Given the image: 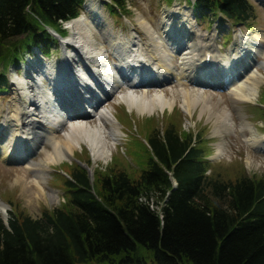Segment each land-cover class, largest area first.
Returning a JSON list of instances; mask_svg holds the SVG:
<instances>
[{"label": "trees", "instance_id": "16d2710c", "mask_svg": "<svg viewBox=\"0 0 264 264\" xmlns=\"http://www.w3.org/2000/svg\"><path fill=\"white\" fill-rule=\"evenodd\" d=\"M84 2L0 0V69L18 61L21 49L51 56L60 41L50 29L66 35L63 23ZM126 3L108 5L124 14ZM193 5L198 18L234 26H248L256 15L250 0ZM6 79L1 72L0 84ZM149 134L138 178L101 172L96 190L76 164L61 206L36 219L10 210L9 225L0 216V264H264V177L208 174L211 164L193 133L167 125Z\"/></svg>", "mask_w": 264, "mask_h": 264}, {"label": "bare ground", "instance_id": "6f19581e", "mask_svg": "<svg viewBox=\"0 0 264 264\" xmlns=\"http://www.w3.org/2000/svg\"><path fill=\"white\" fill-rule=\"evenodd\" d=\"M82 9L76 18L66 22L71 35L62 42V59L30 67L31 71H42L50 85L44 86L29 70L23 79L11 81L12 99L7 109L0 102V158L28 159L23 166L15 167V181L30 203H40L45 198L47 174L52 166L71 159L83 144L95 162H107L112 155L109 140H116L120 128L113 122V109L101 105L99 92L109 98L124 90L126 84L127 91L118 96L116 104H124L128 112L141 116L167 109L173 113L180 96L187 113L192 114L198 105L200 115L209 112V118L214 117L215 134L221 135L236 127L231 108L221 106L223 97L214 100L202 90L183 85L187 86L188 81L200 85L211 77L213 83L226 87L230 100L240 108L239 102L257 100L264 83V73L258 68L264 67V45L254 39L256 34L237 35L223 52L216 31L204 33L192 7L166 9L161 20L164 38L144 15L138 21L143 32L137 30L123 37L114 31L101 0H86ZM96 29L114 50L113 59L104 43L97 40ZM68 46L71 51H67ZM176 52L180 54V69L172 60ZM207 55H211L209 62ZM259 56L263 60L252 66L253 58ZM82 68L88 78H94L95 89L80 75ZM169 81L179 85L171 96L162 88ZM86 106L90 110H85ZM240 127L251 131L246 139L250 146L264 150V135H258L245 119ZM31 154L38 158L30 159ZM50 197L56 199L57 194ZM6 209L0 201V213Z\"/></svg>", "mask_w": 264, "mask_h": 264}, {"label": "rangeland", "instance_id": "374dc122", "mask_svg": "<svg viewBox=\"0 0 264 264\" xmlns=\"http://www.w3.org/2000/svg\"><path fill=\"white\" fill-rule=\"evenodd\" d=\"M250 1L255 7L256 15L249 21L248 27L250 30H245L242 27L244 31L240 34L244 36L245 34L247 36L256 34L253 35L254 39L264 45V0ZM101 2L105 7L106 17L112 24L114 31L123 37L134 35V32L137 30L143 32L138 21L139 16L144 15L164 38L161 30V20L166 9L172 6H179L181 10L193 7L192 0H175L173 4H169L164 0H127V11L124 14H111L112 11L109 8L108 2L103 0ZM193 11L196 16L194 7ZM195 20L204 33L209 34L216 31V39L221 51L224 52L227 47L234 43L238 28L233 24L227 21L224 23L217 22L213 17L207 16L204 18L196 17ZM64 26L65 23L63 24V28ZM94 33L97 40L104 43L107 53L111 55L114 50L109 46L106 38L102 37L97 29L94 30ZM65 34L66 36L61 39V42L70 37V29H66ZM57 36L59 35L57 34ZM143 36L144 40L147 41V35L143 34ZM18 41H20V38L17 39ZM64 49L62 43H60L52 50L50 57L42 56L36 48L33 49L34 52H31V54L21 49V54L17 57L18 61L8 64L5 70L7 79L4 83L0 84V89L6 90L0 92V102H2L4 108L7 109L12 99L11 81L14 78L23 79L25 75H29L32 65L44 66L53 60L60 61L65 51ZM66 49L67 51H71L72 47L68 46ZM172 57L173 64L180 69V54L176 52ZM111 59H113V56ZM262 60L260 56L258 58L254 57L252 66L256 67L258 65L256 61ZM258 68L264 73V67L258 66ZM3 71V69H0V73ZM31 73L32 76L39 78L42 84L47 87V80H44L46 78L43 75H39L34 71H31ZM94 82V80H91L90 85L93 86ZM188 83L187 86H183L190 89L202 90L212 95L214 100H219L223 97L221 106L227 104L231 108L236 122V127L233 131L221 135L215 134L214 129L216 125L214 117L209 118V112H204L200 115L199 105L194 109L192 114L187 113L181 105L182 98L180 96H177L175 111L173 113L172 110L168 109L163 112L145 114L143 116L138 115L136 112H128L124 104H116L118 96L123 91H127V88H125L127 87L126 84H123L125 85L124 90L120 89L119 92H116L109 98L104 96L105 98L101 104L104 107L108 106L113 109L115 114L113 122L120 128L116 140H109L112 155L107 162H95L90 149H87V145L83 144L82 147L76 149V155L72 156L71 159L52 166L47 174L45 198L41 199L40 203H30L28 202V196L22 193L19 184H16L15 181L18 174L15 167L23 166V163H26L28 159L24 161L25 159L22 158H17V160H2L0 158V201L8 206V212L9 210H14L15 212L23 211L32 218H40L44 210L52 211L66 202L69 196L66 181L72 178L71 174L75 170L76 164L88 170L92 184L97 186V188L95 187L96 190L99 187L98 176L101 175V172L110 174L115 170H124L132 178L136 179L139 177L142 169L146 167V162L148 161L150 131L159 128L163 132L167 125L174 126L182 134L185 132L194 134L196 144L203 148L205 159L211 164V168L207 172L208 174L232 179L245 173L249 176L264 177V150L250 146L246 139L251 136V131L248 128L242 131L240 127L242 119H245L256 128L258 135H264V83L261 85L257 100L253 102H239L240 108H237L230 100L226 87L220 83H213L211 77L207 78L200 85H194L190 81ZM162 88L171 96L172 90L178 89L179 85L175 81H169ZM81 109L84 110V107H81ZM86 109H88V106H86ZM150 118H155L156 120H150ZM34 158L37 159L38 155L31 154L30 159ZM54 193L57 194V198L52 200L50 195ZM154 200H157V195L154 197Z\"/></svg>", "mask_w": 264, "mask_h": 264}, {"label": "water", "instance_id": "95a60500", "mask_svg": "<svg viewBox=\"0 0 264 264\" xmlns=\"http://www.w3.org/2000/svg\"><path fill=\"white\" fill-rule=\"evenodd\" d=\"M1 216H2L3 219L5 220L6 224H9V223H8L9 214H8L7 210H4V212L1 213Z\"/></svg>", "mask_w": 264, "mask_h": 264}]
</instances>
